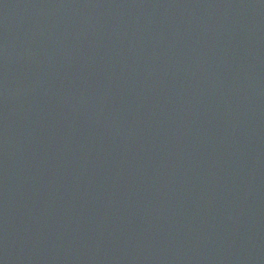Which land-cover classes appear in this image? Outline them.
Masks as SVG:
<instances>
[{
  "label": "water",
  "instance_id": "1",
  "mask_svg": "<svg viewBox=\"0 0 264 264\" xmlns=\"http://www.w3.org/2000/svg\"><path fill=\"white\" fill-rule=\"evenodd\" d=\"M0 264H264V0H0Z\"/></svg>",
  "mask_w": 264,
  "mask_h": 264
},
{
  "label": "bare ground",
  "instance_id": "2",
  "mask_svg": "<svg viewBox=\"0 0 264 264\" xmlns=\"http://www.w3.org/2000/svg\"><path fill=\"white\" fill-rule=\"evenodd\" d=\"M61 262L64 263L65 261L63 259H61Z\"/></svg>",
  "mask_w": 264,
  "mask_h": 264
}]
</instances>
